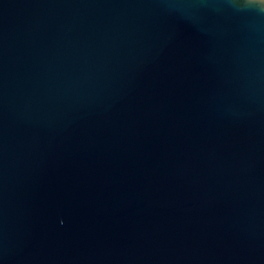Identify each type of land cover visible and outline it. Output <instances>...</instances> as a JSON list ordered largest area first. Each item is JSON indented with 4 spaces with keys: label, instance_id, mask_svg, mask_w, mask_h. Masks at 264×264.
<instances>
[{
    "label": "water",
    "instance_id": "obj_1",
    "mask_svg": "<svg viewBox=\"0 0 264 264\" xmlns=\"http://www.w3.org/2000/svg\"><path fill=\"white\" fill-rule=\"evenodd\" d=\"M0 264H264V3L0 0Z\"/></svg>",
    "mask_w": 264,
    "mask_h": 264
},
{
    "label": "snow or ice",
    "instance_id": "obj_2",
    "mask_svg": "<svg viewBox=\"0 0 264 264\" xmlns=\"http://www.w3.org/2000/svg\"><path fill=\"white\" fill-rule=\"evenodd\" d=\"M262 3H264V0H261Z\"/></svg>",
    "mask_w": 264,
    "mask_h": 264
}]
</instances>
